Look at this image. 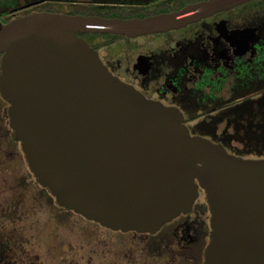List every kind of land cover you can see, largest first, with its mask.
Instances as JSON below:
<instances>
[{"label":"water","instance_id":"95a60500","mask_svg":"<svg viewBox=\"0 0 264 264\" xmlns=\"http://www.w3.org/2000/svg\"><path fill=\"white\" fill-rule=\"evenodd\" d=\"M252 0H204L144 18L33 13L0 22V94L36 181L57 204L113 231L152 233L211 213L204 264H264V158L192 136L176 108L114 77L81 34L164 33Z\"/></svg>","mask_w":264,"mask_h":264},{"label":"flooded vegetation","instance_id":"af4514ba","mask_svg":"<svg viewBox=\"0 0 264 264\" xmlns=\"http://www.w3.org/2000/svg\"><path fill=\"white\" fill-rule=\"evenodd\" d=\"M200 1L204 0H0V22L43 12L144 18L169 14ZM112 36L108 38L114 45L94 41L101 38L96 35L81 37L114 77L146 99L181 112L190 135L222 144L231 154L233 140L259 146L262 150L254 152L258 154L255 159L264 158V0H252L164 33L134 39ZM0 102L4 105L3 112L0 110V205L8 201L4 196L8 194L10 207L22 208L21 213L17 210L18 219L60 209L92 222L59 206L50 191L36 181L10 127L9 103L1 94ZM200 118L204 119L197 121ZM222 123L224 129L219 134L217 128ZM229 129L233 132L228 133ZM8 157L20 164L6 167L4 159ZM9 176L13 177L10 182ZM210 220L205 194L199 190L189 211L163 223L155 232L100 227L121 237L131 236L129 248L121 237L116 238L119 244L114 252L121 257L120 264H204L211 241ZM3 221L6 218L0 219ZM11 238L2 228L0 240ZM6 248L8 241L0 246V255L5 258ZM19 262L27 264L21 258Z\"/></svg>","mask_w":264,"mask_h":264},{"label":"rangeland","instance_id":"374dc122","mask_svg":"<svg viewBox=\"0 0 264 264\" xmlns=\"http://www.w3.org/2000/svg\"><path fill=\"white\" fill-rule=\"evenodd\" d=\"M111 43L115 44L114 41ZM3 107L4 105L0 102L2 112ZM201 119L204 118L197 121ZM223 125L222 123L217 128L219 134L224 129ZM232 132L233 130L229 129L228 133ZM229 147L230 152L239 154L244 159H255L258 154L255 155L254 152L262 150L259 146H248V143H240L236 140H233ZM4 160L6 167L20 164L16 158L8 157ZM12 178L9 176V182ZM4 196L10 203L7 201L0 205V219L6 218V221L0 223V234L3 228L13 238L0 240V246H3L6 241L9 242V248H6L5 253L6 258L0 255V264H21L20 258L27 264H120L121 257L117 256L116 251L114 252L119 244L116 238L121 237L117 233L104 230L95 222H87L60 209L56 212L51 211L52 213L44 210L37 215L36 213L34 216L28 214L18 219L16 216L18 211L21 213L22 208L10 207L12 202L8 194ZM3 200H5L4 197ZM44 203L42 201V204ZM25 205L29 207L28 203ZM8 206L14 210H9ZM121 238L126 248L131 247L130 235Z\"/></svg>","mask_w":264,"mask_h":264},{"label":"trees","instance_id":"16d2710c","mask_svg":"<svg viewBox=\"0 0 264 264\" xmlns=\"http://www.w3.org/2000/svg\"><path fill=\"white\" fill-rule=\"evenodd\" d=\"M84 35H86V34H81L80 36H84ZM90 35H96V36H100L102 39H103V41H105L106 43H111V41H112V39L110 38H108V37H114V36H112V35H108V34H90ZM116 38V37H115ZM112 44V43H111Z\"/></svg>","mask_w":264,"mask_h":264}]
</instances>
